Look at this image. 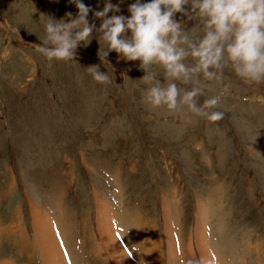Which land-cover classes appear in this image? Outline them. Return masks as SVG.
I'll list each match as a JSON object with an SVG mask.
<instances>
[{
	"label": "rangeland",
	"instance_id": "rangeland-1",
	"mask_svg": "<svg viewBox=\"0 0 264 264\" xmlns=\"http://www.w3.org/2000/svg\"><path fill=\"white\" fill-rule=\"evenodd\" d=\"M82 2L98 28L106 0ZM107 2L127 17L135 0ZM68 12L69 0H0V264H264V83L201 76V103L229 86L216 122L152 108L140 62L112 51L104 64L95 31L74 61L36 50L46 16Z\"/></svg>",
	"mask_w": 264,
	"mask_h": 264
},
{
	"label": "clouds",
	"instance_id": "clouds-1",
	"mask_svg": "<svg viewBox=\"0 0 264 264\" xmlns=\"http://www.w3.org/2000/svg\"><path fill=\"white\" fill-rule=\"evenodd\" d=\"M69 2L77 9L75 17L71 12L59 20L45 15L36 50L48 60L74 61L77 47L87 45L95 31L100 46L104 45L103 55L99 54L104 64L108 65L105 58L112 51L126 61L140 62L144 75L139 80L147 86L143 102L152 108L186 109L216 122L223 118L216 109L229 86L201 103V76L219 81L227 68L245 82L264 83V0H135L127 17L117 14L119 6L106 0L103 9L93 13L101 21L98 28L87 18L89 6L82 0ZM176 13L196 23L185 30L174 18ZM154 66L163 71V82ZM85 70L97 83L115 84L114 75L101 72L97 65Z\"/></svg>",
	"mask_w": 264,
	"mask_h": 264
},
{
	"label": "bare ground",
	"instance_id": "bare-ground-1",
	"mask_svg": "<svg viewBox=\"0 0 264 264\" xmlns=\"http://www.w3.org/2000/svg\"><path fill=\"white\" fill-rule=\"evenodd\" d=\"M39 226L42 228L41 225H39ZM47 228H49V227H47ZM51 228H52V227H51ZM107 228H108V227H107ZM109 228H110V227H109ZM46 230L49 231L50 229H46ZM40 231H42V229H41V230H38L37 232H40ZM112 231H113V230H109V231H108L109 233L107 232V234H106V237H107V238L109 237L110 234L113 233ZM42 233H43V231H42ZM104 235H105V234H104ZM43 236H44V237H47V238H43ZM43 236H40V240L43 241V239H46V240H44V243H45V242H48V243H53V242H55V240H54V236H53V235H51V234L48 235V234H45V232H44V233H43ZM106 237H105V238H106ZM107 238H106V239H107ZM109 239L111 240V238H109ZM115 240H116V238H115ZM119 241H120V240H119ZM112 242H114V241H112ZM112 242H111V243H112ZM120 242H121V241H120ZM120 242H119V244H120ZM104 243H105V242H104ZM106 243H107V240H106ZM106 243H105V245H106ZM111 243H110V245H111ZM114 243H115V242H114ZM114 243L112 244V245H113V246H112V250H113L116 254H118V250H116V247H117L118 245H115L116 243H115V244H114ZM107 244H108V243H107ZM47 245H48V247H49L48 250H49V251H52V248L50 247V245H49V244H47ZM47 245H46V248H47ZM55 245H56V244H55ZM106 246H107V245H106ZM43 248H44V246H43ZM46 248H45V249H46ZM207 253H208L207 250L204 249V254L207 255ZM116 256H117V255H116ZM119 256H120V254H119ZM119 256L116 257V258H118V263H124L123 260H121ZM203 258H204V257H203Z\"/></svg>",
	"mask_w": 264,
	"mask_h": 264
},
{
	"label": "crops",
	"instance_id": "crops-1",
	"mask_svg": "<svg viewBox=\"0 0 264 264\" xmlns=\"http://www.w3.org/2000/svg\"><path fill=\"white\" fill-rule=\"evenodd\" d=\"M8 192H9V190H8ZM98 253V252H97ZM103 253V252H102ZM98 254H101V253H98Z\"/></svg>",
	"mask_w": 264,
	"mask_h": 264
}]
</instances>
